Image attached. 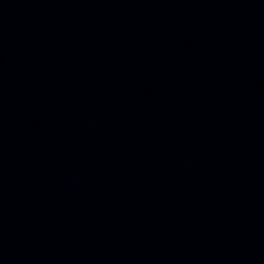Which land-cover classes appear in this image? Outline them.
Masks as SVG:
<instances>
[{
  "label": "water",
  "instance_id": "water-1",
  "mask_svg": "<svg viewBox=\"0 0 264 264\" xmlns=\"http://www.w3.org/2000/svg\"><path fill=\"white\" fill-rule=\"evenodd\" d=\"M184 0H0V264H17Z\"/></svg>",
  "mask_w": 264,
  "mask_h": 264
}]
</instances>
